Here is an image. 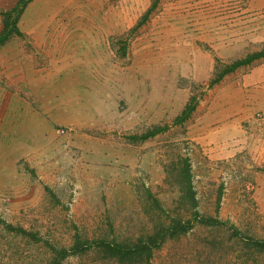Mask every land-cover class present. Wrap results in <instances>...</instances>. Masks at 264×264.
Listing matches in <instances>:
<instances>
[{
    "label": "rangeland",
    "instance_id": "374dc122",
    "mask_svg": "<svg viewBox=\"0 0 264 264\" xmlns=\"http://www.w3.org/2000/svg\"><path fill=\"white\" fill-rule=\"evenodd\" d=\"M16 28L0 46V264H264V58L211 85L264 50V0H32ZM172 220L190 227L149 257L96 246ZM76 238L91 247L59 260Z\"/></svg>",
    "mask_w": 264,
    "mask_h": 264
},
{
    "label": "trees",
    "instance_id": "16d2710c",
    "mask_svg": "<svg viewBox=\"0 0 264 264\" xmlns=\"http://www.w3.org/2000/svg\"><path fill=\"white\" fill-rule=\"evenodd\" d=\"M32 0H18L15 8L12 10L13 13H16V18L11 19V13L6 15V18L3 23V29L0 32V46L4 44L11 35L13 34H19V30L16 28L17 25V20H18V15H20L24 8L27 6L28 3H30ZM264 58V50L254 53L252 55L247 56V58L237 61L230 66L226 67L221 73L217 74L216 79L212 80L211 85L217 83L220 79H222L226 74H229L233 72L235 69L241 66H246L251 63H253L256 60H260ZM190 108H187L186 111L183 112L182 118H180V121H182L187 115L190 113ZM161 131L159 128H156L155 131L149 132L146 134L142 139L148 138V136H153ZM184 175L188 178V171H184ZM196 216V215H195ZM197 220L201 221L203 224H209V225H222L221 222L214 220V219H209V220H204V219H198ZM190 227V222L184 223L176 220H172L171 224L167 228H160L157 231H155L152 235L148 236L145 239H140L137 241L135 244L131 245H124V244H119L116 242H97L96 246L103 250L104 252L108 253L111 257H116L119 258L121 261L128 257L130 254L131 256H140L142 254H145L146 257H149L152 253V249L158 247L166 237L168 236H173L177 234H182L185 233ZM255 243V242H254ZM257 243H255L256 245ZM260 248L264 249V242L258 243ZM91 247V242L90 241H83L80 238H76L72 248L70 251L66 250H61L56 252V255L59 260L62 258L68 256L69 254H78L81 251H84L85 249H89Z\"/></svg>",
    "mask_w": 264,
    "mask_h": 264
},
{
    "label": "crops",
    "instance_id": "0c3cea01",
    "mask_svg": "<svg viewBox=\"0 0 264 264\" xmlns=\"http://www.w3.org/2000/svg\"><path fill=\"white\" fill-rule=\"evenodd\" d=\"M5 2V4L12 6V8L14 7V5L16 4L17 0H0V6H2V3ZM29 4V3H28ZM27 4V5H28ZM3 29V28H2ZM0 32H1V28H0Z\"/></svg>",
    "mask_w": 264,
    "mask_h": 264
}]
</instances>
